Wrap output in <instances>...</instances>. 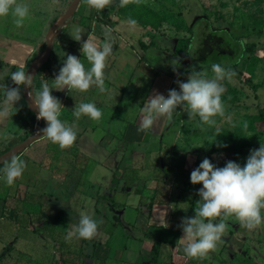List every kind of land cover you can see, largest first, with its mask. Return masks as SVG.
Here are the masks:
<instances>
[{"label": "crops", "instance_id": "1", "mask_svg": "<svg viewBox=\"0 0 264 264\" xmlns=\"http://www.w3.org/2000/svg\"><path fill=\"white\" fill-rule=\"evenodd\" d=\"M83 3L81 0L80 9L77 8L74 19L65 25L59 37H56L57 44L61 42L62 46L60 49L56 46L51 51V69L58 74L67 54L80 58L85 68L89 69L91 65L82 55L81 45L88 36H91L98 45L102 43L103 26L108 25L115 30L113 53L107 59L104 70L105 86L109 92L100 93L98 88L93 86L87 92L68 91L67 88L63 91L53 89L52 95L63 105L59 118L69 124L75 123L77 137L86 134L89 145L96 142L104 153L101 163H97L101 165L102 170L95 171L96 178L93 182L88 181L97 191L96 205L101 199L110 200L111 205H115L114 209L117 210L112 211L113 207H110L111 212L114 213L111 220L95 208L96 214L101 217L99 220L102 219L103 223L99 226L95 238L90 241L85 240L82 250L85 255L80 253L74 255L70 249L71 243L70 248L67 245L62 249L58 246L56 248L52 238L48 241L50 243L45 242L47 243L45 248L40 249L37 246L34 250L35 243L24 238L27 230L24 225L13 232L8 228V231H4L0 226V264H11L9 260L14 254L15 264H54V257L58 256L63 264H76L79 258L78 264H151L150 249L155 241L161 243L157 264H264L263 223L255 229L248 230L242 227L234 216L225 219L226 231L215 251L209 252L204 258L192 259L186 256L183 251L186 241L180 240L183 232L178 225L183 217L195 215L196 201L200 199L197 192L202 187L201 184L193 185L190 182V174L204 158L210 159L213 164H216V161L212 157L213 154L204 155L199 152L200 147L195 149L193 139L184 138L182 131L186 126L184 119H188L187 115L185 118H180L174 111L171 122L175 126L171 131H167V124L170 121L167 117L158 119L147 131H138L143 102L154 90L167 97L168 91L176 86L175 81L178 78L164 71L168 61L175 59L167 57L164 47L160 45L158 34L153 44L149 45L143 41L142 31L127 30L123 23L125 20L119 13H108V18L103 24L98 22L95 16L92 17L93 9L86 4L83 6ZM76 26L84 30L80 42L75 41L70 35ZM6 30L5 28L0 31V75L5 74L8 69L12 72L25 70L36 60L39 52V48L32 50L27 42L15 35L11 37ZM55 51L56 54L61 55V59L55 57ZM129 53L136 54L138 58L136 63H131L134 64L133 71L128 74L124 71V67L131 65ZM7 78L9 76L4 75L0 81ZM10 80L7 85L15 87L16 85ZM49 85L51 86L52 83ZM20 88L23 97L22 85ZM3 99L4 96H0V107ZM21 100L15 105L16 108L10 109L14 113L11 117H0V142L13 140L19 136L23 125L33 113ZM81 102H94L102 112L111 111V117H101L99 121H94L88 116H82L79 120L74 116L71 118L75 105ZM118 111L121 113L120 116L116 114ZM37 123L38 120L33 128ZM5 136L7 139L3 138ZM44 140L41 138L32 143L23 154L34 145L43 143ZM77 141L78 139L71 146L73 149L69 147L61 152L62 161L66 162L69 168L64 174L62 185L66 189L70 187V191L67 190L71 194L73 186H69L70 176L74 172L81 175L77 185L82 182V176L88 174L87 164H78V167L74 168L71 162L74 153H78L79 159L84 162L89 159L88 154H82L77 147ZM52 145L56 144L50 143L49 146ZM29 166L35 167L33 162ZM38 166L35 167L36 174L43 169ZM40 191L42 198L48 195L44 194L43 187ZM41 197L38 204L52 208L51 203L47 200L42 201ZM129 198L130 202H128ZM151 199L154 201L153 204ZM6 203L0 194V222L4 220L1 215L6 211ZM57 213H59L56 220L58 222L61 220L62 212L60 210ZM220 219L216 218L214 222H219ZM163 220L167 223V227H164ZM110 223L120 227L119 234L111 228L108 229L107 224ZM69 228L64 225L62 230L56 228L55 230L65 237ZM33 235L37 240L39 237L42 238V234L33 233ZM10 240L11 243L8 242ZM8 243L9 247H7ZM26 243L27 250L33 245L30 250L32 252L24 248L17 249L23 244L25 246ZM14 247L16 251L10 250ZM89 249L90 254H88Z\"/></svg>", "mask_w": 264, "mask_h": 264}, {"label": "rangeland", "instance_id": "2", "mask_svg": "<svg viewBox=\"0 0 264 264\" xmlns=\"http://www.w3.org/2000/svg\"><path fill=\"white\" fill-rule=\"evenodd\" d=\"M72 1L59 0V3L51 7L50 10L51 0H17L18 3H24L29 6V18L25 20L22 27H17L11 15L0 17V31L6 28L7 34H10L11 37L15 35L17 38L24 40L25 43L27 42L31 46L32 50L45 48L46 36L50 27L69 9ZM84 5L85 3H83ZM77 8L80 9V3ZM103 11L102 13H105V15L110 12L119 13L125 21L129 17L135 19L138 22L137 31H142L143 41L149 45L153 44L154 38L158 34L157 36H160V45L164 47L168 58L172 57L173 54L177 55L182 51H188L193 61L198 63L199 57L194 51L197 47L196 41L188 39L192 34L190 27L194 19L202 15L207 17L213 26L227 28L236 37H247L248 40L252 41L257 39L255 33L260 32L262 36L257 40L261 45H264V0H140L139 3L131 0L124 7L119 6V0H114L113 4L103 9ZM74 15L71 19H74ZM71 19L68 24L71 23ZM64 27L58 30L55 37H59ZM56 46L60 49L62 45L61 42L57 44V39H54L53 48ZM54 55L61 59V55L56 54V51ZM129 58L131 60L129 61L130 64L132 62L136 63L138 56L129 53ZM173 61V59L168 61L164 71L177 77V73L183 71L185 64L173 65ZM175 65H177V71L174 72L173 67ZM133 67L134 64L129 67L126 66L124 71L129 74L133 71ZM232 69L236 73L232 80L228 81L225 79L221 82L225 87V92L222 95L225 117L216 116L214 119L217 123L214 126L201 125L199 117L184 119L186 126L182 131L185 139H193V147L195 149L202 145L216 147L217 152L212 157L218 167L225 166L229 160L243 167L250 150L258 149L261 143L264 144V50L258 58L247 57L243 59L238 67ZM10 70L8 69L5 73H11L12 71ZM201 72L207 73V78L209 79L214 77L212 68L204 69ZM188 75L185 76V82ZM247 78L250 80V84L257 85L258 90L256 93L251 90L250 84H246ZM7 79L9 81L10 77ZM174 88L179 91L177 84ZM21 101L26 107L23 97ZM175 112L180 118H185V115H187L181 108H177ZM111 114V111H104L102 112V117H111ZM116 114L117 116L121 115L119 111ZM228 116H231V122L228 121ZM245 122L248 125L246 129L243 127ZM174 126L170 120L167 124V131H171ZM217 128L220 129V135L218 136ZM38 129H40L39 120L34 128L35 133H37ZM77 139V147L80 148L82 154H88L89 156L87 162L79 161V164H87L86 170H88V174L86 176L83 175L82 182L77 185L76 183L81 175L74 172L70 176L69 186H73L72 194L69 192L70 187L69 189L67 188L68 191L62 185L64 174L69 168L66 162L62 161L61 148L57 147V145L49 146L52 142L47 138L43 143L40 142L29 148L26 152L27 155L23 154L22 160L25 161L27 167L22 177L18 178L12 186H8L5 182L2 171L4 164L0 166V194L7 202V210L1 215L4 219L0 222L1 229L4 231L9 229V231L13 232L21 225H24L27 229L24 238L35 243L34 250H36L37 246L40 249L46 247L47 243L45 242L50 241L52 238V227L62 230L64 225L70 227L72 224L78 223L81 212H86L92 215L94 219L99 220L101 217L95 212V208H97L103 216H108L112 220L114 213L110 209L113 207L112 211L117 210L114 209V207L116 208L115 205H111L112 202L110 200L101 199L96 205L97 191L90 183L96 178L95 171L102 170L101 165H97V163L103 159L104 153L96 145V142L89 145L86 134L80 135ZM164 139L167 140L166 137ZM218 143L227 145V147H217ZM48 152L50 153L48 154ZM46 153L48 154L47 157L42 160ZM31 162L34 163L35 167L42 162V166L44 167L45 165L46 168V165H49L50 170L43 168L39 174H36V168L29 166ZM53 169L56 170L52 171ZM42 187L44 194L48 195L41 198L42 201L46 202L47 200L51 203L52 208L49 207L51 216L41 217L38 221L30 222V217H35L34 213L38 211V207L25 202L24 196L32 191L40 192ZM130 201L131 199L129 198L128 202ZM12 208H17L15 220H11L7 216ZM60 210L62 217L57 222L55 217L57 211ZM25 211L29 214L25 213ZM261 214L264 217V210H262ZM107 227L117 232V234L120 233V227H117V224L111 225L110 223L107 224ZM33 233L42 234V238L39 237V240H37ZM8 242L11 243L12 240ZM84 243L85 240L83 239H73L70 248L71 252L74 255H79V253L85 255L84 251L82 252ZM26 246L27 243L17 249H26ZM32 246L28 249L29 252H32L30 251ZM54 246L57 248L56 244ZM7 247H9V243ZM17 249L14 247L10 250L16 251ZM90 249L88 254L91 253ZM28 250L26 249V251ZM15 258L14 254L9 262L15 264ZM79 260H77L76 264L79 263ZM53 263L63 264L59 256L54 257Z\"/></svg>", "mask_w": 264, "mask_h": 264}, {"label": "clouds", "instance_id": "3", "mask_svg": "<svg viewBox=\"0 0 264 264\" xmlns=\"http://www.w3.org/2000/svg\"><path fill=\"white\" fill-rule=\"evenodd\" d=\"M91 9L97 12L111 6L114 0H83ZM131 0H119V6L124 7ZM139 3L140 0H135ZM59 0H51V7L57 5ZM11 15L17 27H22L25 20L30 16V9L27 4L18 3L17 0H0V17ZM129 32L137 30L138 22L129 17L123 22ZM115 30L108 25L103 26L104 39L99 45L94 42L91 36L81 45V53L90 63L91 67L86 69L81 59L67 54L63 61V66L52 80L50 86L47 81H43L41 88L37 90L33 85L34 75L21 69L11 72L8 75L15 87L3 85L4 99L0 107V117L9 118L14 113L10 111L21 100V88L23 85L28 90L29 106L36 110V119L45 120L47 126L38 129L36 136L43 133L53 144L59 145L61 149L74 145L77 139L75 123L69 124L62 121L61 101L52 95V90L63 91L67 88L79 92H87L95 86L100 93H107L109 90L105 86L106 61L113 53L115 40L113 32ZM84 30L76 26L73 28L71 37L80 42ZM179 61L174 60L173 65ZM173 71L176 68L173 67ZM214 77L207 78V73L192 72L188 75L186 82L179 78L175 81L179 91L170 89L165 95L158 91L153 93L143 102L141 108V122L138 131L144 132L153 127L155 122L161 117L173 119L174 111L181 108L187 113L189 119L199 117L201 125L214 126L217 121L216 116L225 117V106L222 102V95L225 87L221 83L225 79L231 81L236 75L231 68H225L220 64L212 65ZM179 76V74H177ZM109 99L111 95L109 94ZM16 108V107H15ZM72 115L76 120L82 116H88L94 121H99L102 111L94 102H81L75 105ZM231 122V116L227 117ZM246 129L247 123L243 125ZM217 136L220 129H216ZM7 139V137H3ZM217 147H227V145L217 144ZM3 174L8 186H12L15 181L22 177L27 165L20 157L11 155L8 161L3 162ZM190 182L193 185L201 184L197 195L200 197L196 201L195 215L193 217H183L180 227L183 232L181 241H186L183 248L187 257L192 259L204 258L209 252L215 251L218 242L226 231L225 219L234 216L240 225L245 229L252 230L264 223L261 212L264 210V144L258 149L250 150L245 165L242 167L234 161H227L225 166L218 167L210 159L204 158L197 168L190 174ZM216 218H221L219 222H214ZM103 220H96L92 215L81 212L78 223L72 224L64 239L71 243L76 240H92L98 235L99 226ZM164 227L167 223L163 220Z\"/></svg>", "mask_w": 264, "mask_h": 264}, {"label": "trees", "instance_id": "4", "mask_svg": "<svg viewBox=\"0 0 264 264\" xmlns=\"http://www.w3.org/2000/svg\"><path fill=\"white\" fill-rule=\"evenodd\" d=\"M103 10L100 12H97L95 9L92 11V17L95 16L96 20L100 23L105 24L106 19L108 18L107 15ZM76 15V13H75ZM74 15V16H75ZM72 20V19H71ZM191 37L188 40L196 41L197 47L195 48L196 55L199 57L198 63L194 62L191 54L188 51H182L181 53L175 55H172V58L175 60L178 59L177 65L184 63L185 67L182 69L183 71L177 75V78H179L182 81H185V76L188 74H191L192 72H201L204 69H210L212 68L213 64H220L221 66L228 68H236L245 58H258L261 54V52L264 50V45H261L258 42V38L262 36L260 32L255 33L256 40H248L247 37H236L233 35V33L227 29V28H219L215 27L211 24L209 19L205 16H199L194 19L191 27ZM56 40V37H55ZM45 48H42L39 50L36 57H39ZM51 60L52 58L49 57L48 60L39 68L37 71L35 77L33 79V85L35 88H40L43 81H47L49 84L52 83V80L55 78L57 73L53 72L51 69ZM177 65L174 67L177 71ZM28 68L25 69L27 71ZM37 78L39 80L37 81ZM246 84H250V80L246 79ZM8 83V79L0 81V96H4V88L3 85H6ZM250 88L253 92H257L258 87L255 84H250ZM68 115V113H67ZM73 115H70L72 118ZM37 121L36 114L31 113V116L27 120V122L23 125L22 132L19 136L15 137L13 140H7L0 142V155L8 152L13 146L22 143L23 141L29 139L35 134L33 125ZM43 121L39 120V128L42 129ZM42 139H46L45 136H43ZM57 145V144H56ZM59 145H57L58 147ZM73 149V147H71ZM65 149H61V152H63ZM70 151H72L70 149ZM74 151V150H73ZM199 152L204 155H210L217 152V148L214 146L209 145H202L199 148ZM50 152H48L49 154ZM44 155L42 160H45V157L48 155ZM21 159L23 157V152L19 153L18 155ZM80 156L77 153H74L72 156L71 162L73 163L74 168L78 167ZM84 162V160H83ZM71 163V164H72ZM38 165L42 168H45L42 166V162L38 163ZM46 168H49L46 166ZM176 176V174H175ZM41 197V191L35 192L32 191L28 195L24 196L25 202L30 203L33 206L38 207V211L34 213L35 217H30L29 220L32 221H38L41 217H49L50 215V209L45 205L38 204V200ZM5 201V200H4ZM153 199H151V204H153ZM7 210V209H6ZM16 213L17 208H12L8 212V217L11 220L16 219ZM25 213L29 214L25 211ZM58 214L56 213V220L58 218ZM27 220V219H26ZM53 229V230H52ZM51 231V237L52 240L55 242V244L59 247V249H62L64 245H67L68 248H70V243L66 242L62 233L55 230L54 227H52ZM160 241H155L150 249V256H151V264H157L158 260V252L160 249Z\"/></svg>", "mask_w": 264, "mask_h": 264}, {"label": "water", "instance_id": "5", "mask_svg": "<svg viewBox=\"0 0 264 264\" xmlns=\"http://www.w3.org/2000/svg\"><path fill=\"white\" fill-rule=\"evenodd\" d=\"M80 1L81 0H73L69 9L62 16H60L56 20V22L50 27V29L47 33V36H46V42H45L46 46H45L43 53L39 57H37L36 60H34L32 62V64L28 67L26 72H31L35 76L37 71L39 70V68L48 60V58L50 57L51 51L53 49L54 39H55V36H56L58 30L61 27L68 24L71 17L75 14ZM27 91L28 90L25 88V86L22 85V95L24 97V100H25L28 108L33 113L36 114V110H34L32 107L29 106ZM42 121H43V126H42V129H43L47 126V122L45 120H42ZM35 134L32 137H30L29 139L23 141L22 143H19V144L13 146L8 152L0 155V166L4 164L3 162L9 160L11 155L15 154L16 156H18L19 153L23 152L32 143L43 138V133H40L41 136H39V137L36 136Z\"/></svg>", "mask_w": 264, "mask_h": 264}]
</instances>
